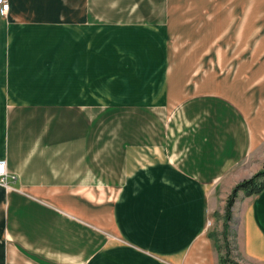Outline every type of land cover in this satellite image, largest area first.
<instances>
[{"label":"crops","instance_id":"1","mask_svg":"<svg viewBox=\"0 0 264 264\" xmlns=\"http://www.w3.org/2000/svg\"><path fill=\"white\" fill-rule=\"evenodd\" d=\"M7 2L0 264H220L205 212L264 142V0ZM236 206L264 264V190Z\"/></svg>","mask_w":264,"mask_h":264},{"label":"rangeland","instance_id":"2","mask_svg":"<svg viewBox=\"0 0 264 264\" xmlns=\"http://www.w3.org/2000/svg\"><path fill=\"white\" fill-rule=\"evenodd\" d=\"M208 71L209 67L207 65H200L198 67L197 72L194 75V81L189 83L191 86L192 92H208L212 87V83L208 81ZM260 136L257 137V140L254 142L253 150L251 151L249 157L245 162L235 168L232 172H230L227 176H225L221 181H219L215 186L212 187L214 189V194L210 195L215 198V205H210L209 210L205 212V229L208 234H213L215 237L212 241L216 242L220 247L221 255L226 256V252H228V257L237 262H245V258L241 254L237 244H235L233 234H235V226L237 222L234 218L229 222V228L227 232V238H224V215H225V207L227 201L232 193L233 188L239 183L248 180L256 173L260 172L264 167V142H262ZM1 161V160H0ZM8 174V173H7ZM9 176H7L8 178ZM7 178L5 180L6 185L0 182L3 186H7ZM12 180H15V177H10ZM247 197L243 192H239L238 196L234 201V205L232 207V214H235L237 209L238 202ZM211 202V199H209ZM233 217V216H232ZM217 240V241H216ZM226 240V241H225ZM213 242V244H214ZM241 264V263H240Z\"/></svg>","mask_w":264,"mask_h":264},{"label":"trees","instance_id":"3","mask_svg":"<svg viewBox=\"0 0 264 264\" xmlns=\"http://www.w3.org/2000/svg\"><path fill=\"white\" fill-rule=\"evenodd\" d=\"M263 190H264V167L260 172L256 173L255 175H253L248 180H245V181L239 183L238 185H236L233 188L232 193H231V195L227 201L226 207H225V215H224V221H225L224 229L225 230L223 233L225 239L227 238V232H228V228H229L228 224L232 219V211L231 210H232V207L234 205V201H235L236 197L238 196V193L243 192L244 195L248 197V196L258 195ZM209 236H210L211 240H213L215 237L213 234H209ZM233 238H235V234H233ZM214 244H215V248L219 254L218 256H219V263L220 264H240L239 262L232 260L228 257L229 251L226 252V256L221 255L219 245H217L216 242H214Z\"/></svg>","mask_w":264,"mask_h":264},{"label":"built area","instance_id":"4","mask_svg":"<svg viewBox=\"0 0 264 264\" xmlns=\"http://www.w3.org/2000/svg\"><path fill=\"white\" fill-rule=\"evenodd\" d=\"M9 5L7 0H0V15L5 16L8 12ZM7 170L5 161H0V182L6 185L5 180L7 178Z\"/></svg>","mask_w":264,"mask_h":264}]
</instances>
